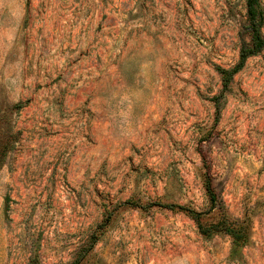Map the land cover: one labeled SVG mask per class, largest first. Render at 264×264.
<instances>
[{"label": "rangeland", "instance_id": "374dc122", "mask_svg": "<svg viewBox=\"0 0 264 264\" xmlns=\"http://www.w3.org/2000/svg\"><path fill=\"white\" fill-rule=\"evenodd\" d=\"M245 1L0 0V264H264Z\"/></svg>", "mask_w": 264, "mask_h": 264}, {"label": "trees", "instance_id": "16d2710c", "mask_svg": "<svg viewBox=\"0 0 264 264\" xmlns=\"http://www.w3.org/2000/svg\"><path fill=\"white\" fill-rule=\"evenodd\" d=\"M245 8H246V15H247V20H248V28L251 34V44L248 47H242L240 49L239 60L234 67L230 69H220L219 70L221 74V81H222V92L228 89L231 79L238 71L242 69L246 59L252 55L257 54L262 48H264V36L262 35V32H261V28H262L263 21H264V14L260 7V1L259 0H246ZM217 108H218V105H217ZM205 190L208 194L211 204L214 205L215 194L212 189L211 182L208 178L205 180ZM148 206H157V207H161V208H165L169 210H177V211L185 212L189 217H191L197 223L199 228H202V226L200 225V221H199L200 214L190 208H187L181 205L164 204L160 202L151 203ZM208 229L209 230L207 231L203 230V232L208 233L210 230L212 231L223 230L226 233H228L232 237L234 242L236 243L240 241L242 237L239 234V230L230 225H224L220 227V223H217L216 225L210 226Z\"/></svg>", "mask_w": 264, "mask_h": 264}]
</instances>
